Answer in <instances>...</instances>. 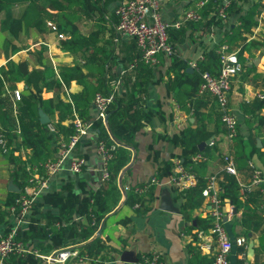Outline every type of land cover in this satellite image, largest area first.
I'll return each instance as SVG.
<instances>
[{
	"label": "crops",
	"instance_id": "0c3cea01",
	"mask_svg": "<svg viewBox=\"0 0 264 264\" xmlns=\"http://www.w3.org/2000/svg\"><path fill=\"white\" fill-rule=\"evenodd\" d=\"M255 1L238 0L224 20L217 19L215 11L208 9L201 22L188 23L180 29H171L169 41L173 48L172 56H159V65L156 67L138 63L132 68L130 64L136 57L134 41L124 37L115 39L114 23L110 20L113 19L111 13L118 0L101 1L103 14L110 15V19H105L104 23L105 41L110 45L109 58L102 75L108 91L105 88L99 91L105 90L106 93L114 94V101L126 114L122 121H126L132 127L135 147L127 148L129 154L127 162L120 168L116 177L115 183L119 190L117 203L99 223L97 221L93 233L86 240H82L79 232L87 224L85 214L87 201L93 202L89 195L97 194L106 182H100L101 162L97 153L99 138L96 132L98 121L90 103L89 114L84 121L90 123L91 128L80 137L70 153L73 157L79 156L83 159L81 171L78 174L70 173L66 169L65 161L52 175L48 188L37 197L29 212L17 225V234L28 248L36 249L42 254H51L71 245L80 250L79 248L99 235L104 245L99 254L101 264H137L138 261L129 263L119 259L124 249L132 251L137 258L156 252L160 254L164 264H208L209 251L198 247V239L194 232L199 227L196 225L192 229L188 227L195 224V216L206 219L211 205L204 198L196 199L187 205L186 214L182 212L180 206L183 203L181 197L183 192H177L172 187L171 169L176 160L182 163L183 157L190 156L194 149L185 148L177 139L183 132L199 123L204 124L205 128L212 132L209 139L213 144L208 143L202 148V150L205 147L211 148L210 154L205 155L203 161L206 164V174L216 176L214 188L220 198L219 182L223 180L225 173L221 155L224 153L232 156L234 160L236 157L247 156L248 161L264 178V124H259L258 120L264 116V99L257 97V94L264 95V14L259 16L253 26V28L257 26V32L251 38L249 33L245 34L247 44L238 56L243 69L232 78L228 90L227 108L237 120V135L234 139L226 138L225 129L219 118L221 110L212 96L200 95L202 114L199 122L190 111L178 107L172 92L166 86L167 77L175 71L171 69L174 58L186 61L187 68L190 67L188 62L218 44L237 17L244 14ZM258 1L264 5V0ZM159 2L162 18L170 20L183 8L192 7L194 0ZM60 39L63 38H59L57 32L48 27L42 37L34 39L27 37L23 42L18 41L20 48L13 52H10L8 47L1 48L0 45V67L6 69L9 63L13 66L20 61H26L28 70L24 80L19 82H14L0 71V106L2 115L6 117L3 123L0 122V134L8 136L10 153L14 149V143L20 141L22 131L28 128L34 109L37 116L38 110L41 109L49 118L48 123L55 125L60 121L61 125L69 124L68 119H58L53 103L50 102L53 97L52 90L43 88L47 72L58 77L60 66L75 64L87 78H90V74L86 73L83 66L85 63L83 55L64 49L60 45ZM234 46L239 49L238 45ZM46 64L50 66L48 69L45 68ZM81 89L82 86L75 79H71L64 87L61 84L59 97L69 102L70 95ZM16 90L19 91L18 97ZM101 123L106 125V120ZM122 129L124 130L123 127ZM56 130L53 142L55 148L57 138L63 134L58 128ZM107 131L109 133L108 129ZM126 132L127 130L123 134ZM113 140L117 144L122 143L121 137ZM30 147L20 145L18 150H13L16 159L9 152L0 151V209L4 213L0 221V234L16 225V217L9 210V205L20 192L24 178L28 174L27 169L36 165L29 163ZM48 159L51 158L45 160ZM235 167L237 176L232 175L235 180L238 178L246 181L252 168L247 162L243 165L236 161ZM152 176L158 183L149 186L153 187L154 195L151 208L141 213V208L135 209L137 203L125 206L126 191L134 184L145 182ZM256 189L258 188L253 189V194L250 195H242L239 192L237 203L222 199V224L232 242L228 264H264V206L260 204V198L255 194ZM163 191L169 194L178 212L159 208L160 195ZM102 204H98V207ZM97 211L100 212L101 209L98 208ZM89 212L91 216V209ZM111 214L112 216L107 218ZM124 214L130 217V221L127 224L117 223L115 219ZM102 221L101 232L98 233ZM238 238H244V242L238 244L236 242ZM250 241L253 243L252 251L248 249ZM188 244H192L207 261L196 259L191 263ZM83 252L90 259L80 261L78 258H71L61 264H92L95 257L92 258L85 251H79ZM6 264L51 263L36 259L32 255H27L24 259L12 255Z\"/></svg>",
	"mask_w": 264,
	"mask_h": 264
},
{
	"label": "trees",
	"instance_id": "16d2710c",
	"mask_svg": "<svg viewBox=\"0 0 264 264\" xmlns=\"http://www.w3.org/2000/svg\"><path fill=\"white\" fill-rule=\"evenodd\" d=\"M102 0H0V33H1V48L8 47L10 52H13L20 48L18 41L23 42L27 37L37 38L42 37L47 31V22L52 21L56 25L58 33H62L65 37L60 39V45L75 54H82L85 63L84 68L87 74H90V78H87L82 73L81 69L73 64L69 66H60L58 70V77L53 74L50 75L47 72L45 79L43 80V88L50 89L53 92V97L50 102L53 103V107L57 112L59 120L70 119L72 115L71 108L84 120L89 114L90 103L95 92L101 88H105L108 91L107 85L102 79L104 73L105 63L109 58V42L105 41L106 22L103 11L101 10L100 3ZM231 4L229 10L234 7ZM208 9H215V4L210 1L201 10L202 17L206 14ZM228 10V11H229ZM264 14V5L255 1L248 10L237 17L233 26L230 27L228 33H226L210 51L204 53V59L197 61L196 67L192 68V71H187V62L179 59H173L171 63V69L175 70L168 74L167 88L172 92L173 98L177 105L181 109L190 111L197 120L200 122L201 117V100L200 95L197 92V86L201 80V72L207 70L213 74L218 71V54L216 49L220 43H226L230 46L238 45V56L241 55L246 43V33H251L253 26L257 23L258 15ZM255 17V18H254ZM112 22L115 18L112 16ZM171 42V41H170ZM111 50V48H110ZM136 46L134 43V51ZM172 56V55H171ZM175 64V65H174ZM50 66L46 64L45 68ZM1 73L3 72L14 82L23 81L27 75V62L20 61L11 66L8 64L7 68L0 67ZM71 79L82 86V89L70 95L71 103L63 101L59 97V91L61 88V81L67 85V82ZM99 91L106 93V91ZM202 96V95H201ZM112 109L109 111L106 118V125H103L101 121H98L96 126V132L99 140L104 141L106 144L114 142L113 138L121 137L120 144H117L113 151L112 158L108 163L109 178L105 182L104 187L98 191L97 194L89 195L92 199V203L87 201V224L82 227L80 238L86 240L97 227L99 221L105 217V215L111 210L112 206L117 203L119 196V190L116 185V177L122 166L125 165L128 158V147H135L133 140L132 127L126 121H122L126 115L123 108L118 103L113 101ZM111 107V106H110ZM6 117L2 115L0 106V122L3 123ZM259 124H264V116L259 117ZM55 127L58 128L64 135L72 132L73 128L70 123L66 126L61 125L60 121L55 123ZM124 128V130L122 129ZM109 130V133L107 131ZM127 132L123 134V132ZM212 132L208 131L204 124L199 123L195 127L183 132L177 139L179 143L183 144L187 149H194L192 154L200 153L208 156L211 148L205 147L199 151L196 147L197 143L201 140L209 139ZM7 137L8 144L10 141ZM55 135L46 131L45 124H41L38 120L36 110L31 115L30 124L27 129L21 133V139L14 143V149L18 150L21 146L30 147V164H37L47 158L54 159L55 146L53 144ZM227 138V137H226ZM228 139V138H227ZM229 140V139H228ZM13 150L9 151V154L13 156ZM227 153L222 154L221 156ZM14 159L17 156H13ZM235 161L244 165L248 161L247 156L236 157ZM182 164L195 173L198 183L195 187L184 191L181 194L183 197V203L181 204V210L186 214L187 205H190L196 199H202L201 190L205 186V181L209 175L206 174L205 161L191 162L189 156L183 157ZM171 167V164L169 165ZM161 168H159L160 170ZM137 183L131 186L126 191V197L124 200L125 206H131L137 203L135 209L141 208V213H145L151 208L154 195L153 187H149L145 193L138 194L133 191L134 187L142 185ZM221 189V198L237 203L239 200V186L235 178L231 174L224 173L223 180L219 182ZM256 196L260 198L261 193L259 189L255 190ZM253 194L252 192L247 194ZM103 203L98 207V204ZM101 209L100 212H96V209ZM89 209L91 214L95 215L93 219L89 216ZM3 212L0 209V221L3 218ZM108 215L107 218L111 217ZM195 224L190 225L188 229L197 226L199 228L206 229L210 223L207 219L194 217ZM93 221V223H92ZM98 221V223H97ZM117 223L127 224L130 221V217L124 214L115 219ZM96 223V225L94 224ZM93 224V226L91 225ZM103 243L100 240L99 235L94 237L85 246L79 248V251H85L90 256L95 257L92 264H101L102 260L99 256ZM188 252L190 253V261L194 262L196 259L200 261H207L205 256H201L192 244L187 245ZM140 259V258H138ZM211 258L208 261L210 264Z\"/></svg>",
	"mask_w": 264,
	"mask_h": 264
},
{
	"label": "built area",
	"instance_id": "2783aa9c",
	"mask_svg": "<svg viewBox=\"0 0 264 264\" xmlns=\"http://www.w3.org/2000/svg\"><path fill=\"white\" fill-rule=\"evenodd\" d=\"M212 1L215 4V16L217 19L227 18L228 10L231 4L238 0H194L193 6L183 8L176 17L165 20L160 14L159 0H118L112 10L111 16H114L115 39L119 37L130 38L136 46V57L130 64L135 67L138 63H143L149 67L159 65V56H171L173 53L172 44L169 41L171 29H180L188 23H199L203 17L201 10ZM262 15L260 13L258 17ZM106 20L110 15H104ZM47 26L54 32H57L56 25L52 21L47 22ZM257 26L250 33V38L257 32ZM59 38H64L62 33H58ZM238 47L230 46L226 43H220L216 49L218 54V71L213 74L207 70L201 72V80L197 86L199 95H210L214 98L220 108V122L222 123L226 137L231 140L237 135V120L227 108V95L232 78L243 69L242 63L238 59ZM204 53H200L194 60L188 62L191 68H195L197 61L204 59ZM64 87V83L61 81ZM18 97L19 91H15ZM257 97L264 99V95L257 94ZM114 101V94L95 92L91 100V107L95 110L96 120L104 122L110 111V106ZM71 103V100H69ZM69 119L72 132L67 135H59L57 138L54 159H48L29 167L28 174L24 178V184L20 188L19 194L9 205V210L16 217V225L0 234V264H6L7 260L16 255L21 259L32 255L36 259L44 260L51 264L66 263L71 258H78L80 261L88 260L90 257L86 253H79V250L71 245L63 247L51 254H42L36 249L28 248L22 238L17 234V225L31 209L37 197L49 186L52 175L57 172L67 161L66 169L72 174H78L83 166V159L79 156H71L72 149L76 146L81 136L85 135L91 128L90 123L85 122L73 109ZM46 128L53 134L57 133L56 127L52 123H47ZM209 144H213L212 141ZM117 142L106 144L99 140L97 143V153L101 162L100 182H105L109 178L108 163L112 158L113 151ZM10 145L4 134H0V151L8 153ZM191 162L205 160V156L200 153L189 156ZM223 171L227 174L237 176L235 160L229 154L222 157ZM247 164L252 168L251 174L246 181L236 179L239 186V192L247 195L258 188L260 204L264 206V178L260 171L254 168L250 161ZM171 185L177 192H184L195 187L198 179L190 169L185 167L179 160H176L171 169ZM158 180L152 176L142 185L134 187L133 191L138 194L145 193L149 186ZM216 176L209 175L205 181V186L201 190V195L211 209L205 218L210 225L206 229L197 228L194 230L198 239V247L209 251L211 258L210 264H228V257L231 251L232 242L228 237L222 224L223 211L221 209L222 198L219 197L214 188ZM136 206V204H135ZM93 218V215H91ZM93 223V221H92ZM238 244L244 242V238L236 239ZM137 264H164L160 254L150 252L140 257Z\"/></svg>",
	"mask_w": 264,
	"mask_h": 264
},
{
	"label": "water",
	"instance_id": "95a60500",
	"mask_svg": "<svg viewBox=\"0 0 264 264\" xmlns=\"http://www.w3.org/2000/svg\"><path fill=\"white\" fill-rule=\"evenodd\" d=\"M192 69L191 67L187 68V71L190 72ZM38 120L41 124H46L49 121V118L47 117V115H45V113H43V111L41 109L38 110ZM210 142V139H206L204 141H201L198 143L197 147L199 150H202V148L207 145ZM160 200L161 203L159 205V208L165 211H170V212H178V209L173 205L171 198L169 197V194L165 191H163L160 195ZM102 223L101 222L99 228H98V233L101 232V227H102ZM252 241L249 242L248 244V249L250 251H252ZM119 259L121 261L124 262H129V263H136L138 261V258L136 257V255L127 249H124L121 251Z\"/></svg>",
	"mask_w": 264,
	"mask_h": 264
},
{
	"label": "rangeland",
	"instance_id": "374dc122",
	"mask_svg": "<svg viewBox=\"0 0 264 264\" xmlns=\"http://www.w3.org/2000/svg\"><path fill=\"white\" fill-rule=\"evenodd\" d=\"M257 1V0H256ZM1 82V81H0Z\"/></svg>",
	"mask_w": 264,
	"mask_h": 264
}]
</instances>
